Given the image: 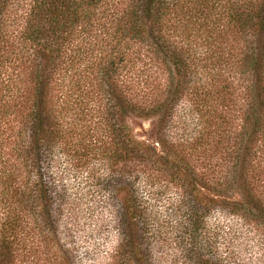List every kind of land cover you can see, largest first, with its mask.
Returning a JSON list of instances; mask_svg holds the SVG:
<instances>
[{"label":"trees","instance_id":"obj_1","mask_svg":"<svg viewBox=\"0 0 264 264\" xmlns=\"http://www.w3.org/2000/svg\"><path fill=\"white\" fill-rule=\"evenodd\" d=\"M178 106L195 131L173 141ZM128 119L156 120V147ZM54 151L78 169L107 159L116 193L131 187L125 264H148L138 181L200 187L264 235V0H0V264L31 263L50 234Z\"/></svg>","mask_w":264,"mask_h":264},{"label":"rangeland","instance_id":"obj_2","mask_svg":"<svg viewBox=\"0 0 264 264\" xmlns=\"http://www.w3.org/2000/svg\"><path fill=\"white\" fill-rule=\"evenodd\" d=\"M127 124L138 141L156 147V120L128 119ZM166 128L173 141L188 139L195 131L183 106H178ZM88 153L80 151L84 157ZM66 159L70 160L58 151L48 157L50 234L46 238L36 236L31 263L25 260L17 264H125L124 251L119 249L125 238L121 233V207L127 204L131 187L123 185L116 193L120 185L114 189V183L109 184L114 172L107 159L89 161L83 169L75 166L85 159L79 164L76 160L69 164ZM191 164L195 171L207 169L197 162ZM197 189L198 199L193 200L190 188L187 192L175 186L146 190L141 182L136 183L135 195L142 198L149 213L144 240L148 264H202L197 261L200 256L217 264H264L260 228L241 215L229 214L227 209L213 208L207 190ZM17 196L19 204L20 194ZM197 206L211 211L197 218L191 214Z\"/></svg>","mask_w":264,"mask_h":264}]
</instances>
